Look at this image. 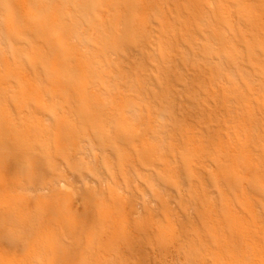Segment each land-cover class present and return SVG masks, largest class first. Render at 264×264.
I'll return each instance as SVG.
<instances>
[{
    "label": "rangeland",
    "instance_id": "374dc122",
    "mask_svg": "<svg viewBox=\"0 0 264 264\" xmlns=\"http://www.w3.org/2000/svg\"><path fill=\"white\" fill-rule=\"evenodd\" d=\"M0 264H264V0H0Z\"/></svg>",
    "mask_w": 264,
    "mask_h": 264
},
{
    "label": "bare ground",
    "instance_id": "6f19581e",
    "mask_svg": "<svg viewBox=\"0 0 264 264\" xmlns=\"http://www.w3.org/2000/svg\"><path fill=\"white\" fill-rule=\"evenodd\" d=\"M63 168V170H66V168L65 167H62ZM63 185H65V183H63Z\"/></svg>",
    "mask_w": 264,
    "mask_h": 264
}]
</instances>
